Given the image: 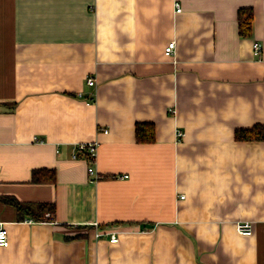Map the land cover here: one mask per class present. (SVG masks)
Wrapping results in <instances>:
<instances>
[{
    "label": "crops",
    "instance_id": "1",
    "mask_svg": "<svg viewBox=\"0 0 264 264\" xmlns=\"http://www.w3.org/2000/svg\"><path fill=\"white\" fill-rule=\"evenodd\" d=\"M257 123L264 0H0V264H264V139L235 137Z\"/></svg>",
    "mask_w": 264,
    "mask_h": 264
},
{
    "label": "trees",
    "instance_id": "2",
    "mask_svg": "<svg viewBox=\"0 0 264 264\" xmlns=\"http://www.w3.org/2000/svg\"><path fill=\"white\" fill-rule=\"evenodd\" d=\"M253 10L250 8H240L238 12L239 30L242 34H248L252 30ZM235 137L238 140L264 139V123H257L250 127L237 128ZM136 138L139 142H151L155 139L154 124L152 122H138L136 124ZM55 179L54 169H35L33 180L52 181ZM19 209L28 212L36 220H49L45 214H54V204L47 202L23 203L15 198H9Z\"/></svg>",
    "mask_w": 264,
    "mask_h": 264
},
{
    "label": "built area",
    "instance_id": "3",
    "mask_svg": "<svg viewBox=\"0 0 264 264\" xmlns=\"http://www.w3.org/2000/svg\"><path fill=\"white\" fill-rule=\"evenodd\" d=\"M175 5H176V10L180 11L181 10L180 3L176 2ZM174 47H175V41L172 40L168 43V45L165 48L166 53L171 54L173 52ZM253 50L255 54L257 55L260 54L262 51V43L260 41H255L253 43ZM87 83L90 85H94L95 78L93 76H89L87 78ZM178 134L179 136H182L183 132L179 131ZM97 149H98L97 141H83V142H79L76 145V152L74 153V156H79L82 154L89 160V173L91 174H95V168L93 166V163L97 155ZM96 177H98V175H96ZM46 216L50 217L49 220L54 222V219L50 212H47ZM236 229L241 234L250 235L253 233V223L250 220L239 221L236 223ZM110 240L117 241L118 235L115 232H111ZM8 244H9L8 230L6 226L0 222V246H7Z\"/></svg>",
    "mask_w": 264,
    "mask_h": 264
}]
</instances>
